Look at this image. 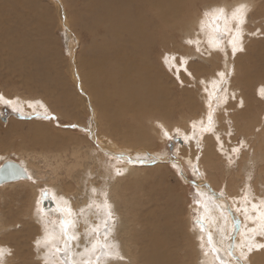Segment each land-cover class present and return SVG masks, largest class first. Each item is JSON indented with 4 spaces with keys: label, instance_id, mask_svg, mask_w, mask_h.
<instances>
[{
    "label": "rangeland",
    "instance_id": "rangeland-1",
    "mask_svg": "<svg viewBox=\"0 0 264 264\" xmlns=\"http://www.w3.org/2000/svg\"><path fill=\"white\" fill-rule=\"evenodd\" d=\"M2 2L4 4V11L1 13L2 19L7 20L13 29L17 28L18 30L25 33L27 37L26 42L31 44L36 43L38 47H40L41 50L44 51L45 58L49 66L48 70L54 77V79L52 80H56L54 82V89H52L51 92L48 91L47 93L44 91V89L33 83L35 81H29L28 77L33 76L36 71L34 66H32L31 64V61L26 58L28 57V53H22L23 49H21L22 47L20 46L22 43L18 38H14L13 41L19 42V50L21 51L20 53V51L18 50V52L20 53L19 60L20 64L24 66V69H21V67L16 62L17 60H15V58H12L11 52L6 49L8 45L11 44V41L9 39H6L7 31H5V28L0 26V93H3L6 97L9 98L19 97V104L24 99H30L31 101H42L46 106V109L40 108L38 105L34 109L29 108V112L31 111V113L30 115L28 114L25 117L24 115H22L24 109L22 112H13L10 108L0 105V113H3L0 116V158H2L0 159V164L4 161L14 160L26 167L28 165V167L32 171L34 169L33 173L38 176V178H36L37 182H31V184L28 183L29 185L26 183L25 185L24 182H12L9 185L0 186V247L8 249L11 248L12 251V254L10 256H5V264H44V258L42 257L45 256V249L40 248L41 252L40 249L37 250L35 241L42 238V235H44L46 228L48 231L51 230V232L53 230H56V232L53 233L57 234V236L59 235L60 216L56 211L46 213L44 220L36 215L37 200H39L40 198L41 188H47L49 192L54 190L57 194V197L66 196L65 198L69 200L73 210L79 213L80 209L85 208V206L92 199L91 188L96 187L99 189L105 186L108 187L110 191V199L114 205V213L117 217L115 238L120 242L122 253H125L126 248L138 246L141 243L139 237L143 235L145 230V227L143 226L144 221H142V216L140 215V211L143 209V206L140 202L136 201L137 197L140 196V189L138 187L141 186L143 189L151 190L152 192L153 190H157V192L161 195H158L159 198L157 197L156 201L160 202L159 204H161L160 206H162V208H164L165 205L167 209L161 214H164L168 211L170 213V217L172 213L176 214V216L172 215V220L166 218L169 224H167V228L170 232L174 231L173 228L180 226V224L178 223V219L180 220V223L184 225L187 223L188 218L192 216L193 228H190L188 230L190 241H188L186 248L180 250V252L178 253L180 259L184 260L185 264H201L202 261L207 262L213 260V254L210 253L208 257H205L203 255L198 245L199 242H197L200 228L196 225L198 213L196 210L197 206L194 204V200L198 197L196 196L197 188L195 187V184L200 181L204 182L210 187L213 192L217 193L218 195L221 191H223L226 198L225 200L228 202H230L229 199H231L228 191H230L231 195L239 196L240 194H242V192L239 191H241L243 188L242 191L248 192L249 200H255V202H259L261 199H264V194L262 195V193H264V181H262L263 183L261 182L264 177V171L260 167V169L258 170V176L256 173H253L252 179H247L246 181H241L239 179L241 177L239 174L237 175L238 170H236L237 168L235 166H238V163L243 159L248 158L247 152L249 150L247 148L246 150L242 151L243 154L245 153V157L241 155L242 153L240 154L238 160L233 157V159H235V163L229 165L228 158H224L223 161H226V164H224V166H222L220 162H218V164L216 162V168L212 170L213 172L211 170L208 172L207 169L204 172V170L199 166L200 171L204 175L202 177L193 176V173L187 166L186 161L188 159H192L195 162V159L192 157L197 152H200V156L202 157V151L196 148L195 141H191V145L188 143L189 145L183 146V144L180 143V141H183L182 136L172 141H169L167 138H164L162 140L159 138L158 134L152 130V126H157V122L161 123L162 120L164 122H167L168 124H170L171 121L170 125L173 127V129L179 127L182 132L185 131V129L182 128L184 127L183 124H185L186 129L188 130L189 123L194 119V117H200L199 114L203 110L204 105L206 106V103L202 101L206 98V94L202 92L203 90L201 89V85L196 84L198 83V80H196L197 77L195 76V73H197L198 78H214V74H212V72L215 71L216 73L218 70L217 68H219L218 71H220L224 67L223 55L220 54L217 57L215 56V58L211 56L206 57V55H201L200 53L199 55L194 45H188L187 47V44L183 42V40L186 41L187 39H193V37L190 38L189 36L184 39V35H182L181 33L173 36L175 42L170 41V43L167 44V47L155 51V53H157H154V55H152L151 57H153L152 59L157 64L158 72L160 71L158 75L160 76V81L163 85L162 87L165 90V94L169 98V101L177 100L179 104L177 103V101L176 103L178 105H183V109H180L182 110V112H180L179 110L177 111V108L175 110L177 112L173 114L174 117L170 118V120L168 121H165L164 118L160 117H148L143 118L146 121L141 120L143 122H137L138 124L143 123L140 126L137 123L135 124L136 127H142L141 130L143 131L140 136H137L136 134L135 135L137 137H142L147 143H149L148 145L150 147L148 149H145L146 153H149L151 156L152 154H157V157L161 158L163 161L159 159V163L155 162L151 165H149L150 163H147L146 165L143 164L145 167L141 169L135 168V170L127 172L124 171V173L127 175L124 176L125 178H122L123 180L120 178V180L117 181L114 179L106 180L105 175H107V172L104 171L105 167L108 168L110 166L107 170L110 174L116 168L122 169L123 171V166L122 163H120V166L118 164V166H115L112 160L111 161L113 164L108 159L105 160V157H102L103 153H101L102 151L100 150V147H96L97 141H94L92 129H96L97 123L100 127L97 128L96 131L99 130V133H102L103 131V134L108 136V134L115 131L112 126L105 129V122L101 118V111L99 107H96L92 101H88L86 99V97H90L86 88H83L84 82L82 84V79L84 69L79 62L81 60V57H85L86 54H89L91 52L87 51V48L92 47L94 38L91 36L89 37V34H87L88 32H86L85 29H80L79 26H76V24L73 23L72 14L73 12L77 13L76 8L80 10L85 7L91 8V5L89 4L91 3V0H76L73 2L74 4L70 2V0H2ZM226 2H228V4ZM255 2L258 3V5ZM240 3H246L250 6V8L254 9H251L248 14L247 19H249L250 17V22L247 21L249 24L246 23L245 25L246 33H250L253 31L255 32L257 29H260L261 32H264V0H201L193 2L196 8L193 6L191 11L192 15L195 18L196 16H199V18H201L200 15H202V12L205 9L222 6L225 8L227 7L226 9L230 10V7L232 9L234 6ZM250 3L255 8L252 7ZM231 4H233L234 6H231ZM65 11L69 12V19L67 18V16L66 18L64 17ZM256 15L259 17H257ZM194 17L190 19L193 20ZM253 18L255 19L253 20ZM255 20L258 21V24L255 23ZM65 22H67V24ZM74 24L75 27H73ZM82 30L83 32L85 31L84 34ZM96 37L99 38V40L102 38L101 35H96ZM251 38L252 36L245 35L244 47L247 48L245 49V51H243V53H237L236 57H239H235V60L239 58V60L236 61H238V63L240 64V71L238 73V79H235L233 76L231 77L230 91L237 85L241 90L243 94L242 96H244L245 100H247L248 98L250 102L251 99L254 102H251L252 104L250 103V106L252 108L250 107V110L244 114L241 113V107V109L239 107H236L234 109V106L237 102L236 100H229V103L226 106L229 112H227V115H230L229 119L231 122V130L234 135H232L231 137L226 136L225 144L229 147L236 146L239 139H246V134H244L245 132L243 131L245 130V128H251L253 126L252 124L256 121L261 120V124L260 127H257L256 124L254 125V127L259 128L255 130V134L259 133V130L261 129V127H263L262 119H264V97L259 96V90L257 91L255 88H257L259 83H261L260 78L264 77V35H256L253 36L252 39ZM253 39H256L255 41H257L258 43H252L254 41ZM249 41L252 42L249 43ZM201 45L202 49L204 48V46L206 47L204 43H202ZM185 48L191 53V55L188 51L185 50ZM248 48L251 49L249 50L250 52L247 51ZM173 50L175 51L173 52ZM195 51L199 56L195 53ZM183 52L186 53L184 54ZM171 54L176 55V57L178 58L177 63L175 62L172 65L165 64L164 57ZM181 56L188 60L187 63L190 62V64H192H186L182 67L183 64L179 63V59L181 58ZM220 62H223V64H221ZM216 64L218 66L217 68H214L216 67ZM220 65H223V67H221ZM177 66L181 67L178 68ZM183 70L185 71V73ZM188 71L191 72V76H194L189 77ZM201 71L204 72L205 75H202ZM76 74L78 75V80L75 79ZM207 74L210 75L208 76ZM244 74H246V76ZM253 75L255 77H253V83L251 82V84L249 82V85L251 84V87L247 89L246 85L248 84H246V80ZM181 77L183 79H181ZM193 77H196L195 80L192 79ZM212 78H210L209 80H211ZM250 89H254L256 91L253 90L252 93V90ZM190 97L194 99H191ZM254 99H257V102ZM190 101H192L190 106H193V109H186L187 102ZM253 106H255L254 110ZM237 111L239 114L237 113ZM45 114L49 116L54 115L58 118V120L43 119L42 117ZM240 114L242 116H240ZM234 115H236L237 120L241 121V126L245 124V127H243L244 130L241 129L240 134H238L234 129V123L231 119V117ZM248 122L250 124H247ZM36 123L42 125H39L40 133L41 135H43L42 137L46 136L47 139L42 138L41 135L33 132L36 129L31 130L32 124ZM176 123H181V125H177ZM219 124L220 123H218V125ZM246 124L248 127L246 126ZM72 125H77V127H72ZM88 128H91V133L87 131ZM227 128H229V125L223 127V130H225V134L223 135L227 134ZM171 133H173L172 135H175L174 130ZM30 135H32L33 137ZM237 135L239 137H237ZM27 137H32L33 139L30 138L29 140L27 139ZM6 138L8 140H6ZM106 138L111 139L120 147H127V145L121 144L120 139H115L112 136H108ZM26 140L29 142H27ZM37 141L40 142L39 145H36ZM246 144L250 146L251 143L246 141ZM256 151L264 155V144L259 145ZM173 157L177 158L180 166L184 168L186 179H182L177 174L176 169L172 167L171 158ZM184 159L186 160L184 161ZM77 163L79 165H77ZM74 164H76V167L74 166ZM251 166H254V164ZM251 166L245 167L246 172H248V169ZM217 168L218 170H216ZM157 171H159V173H157ZM225 172L229 175H226ZM254 176L256 177V185L255 183H253V181H255ZM248 184L251 185L249 189L245 187V185ZM254 186L257 190L254 188ZM122 189H124L125 191H122ZM237 192L239 193V195H236ZM118 194L122 195V199L118 197ZM126 197H128L127 202L125 201ZM35 199L37 200L35 201ZM46 200H43L41 202V207L45 209H55V206L53 204L51 206H45L44 202ZM50 200L54 202L52 199ZM240 202L243 203V201ZM56 203H59V200H57ZM124 203L126 205H124ZM241 203L240 206L238 205L239 207L242 206ZM30 207L32 209H30ZM230 207L235 211V216L237 217L238 222H240V224H243L241 218L242 212L238 211L235 207V204L233 203L230 204ZM34 213L36 216L33 215ZM118 217H121V219L119 218L121 221L118 219ZM102 219L103 217L98 216L94 208H85L84 214L77 218L78 222L76 231L83 233L85 227L88 226L85 221H87L88 224H95L102 221ZM133 228L135 229V231L133 230ZM136 228L138 232L136 231ZM238 230L239 231H236L237 233L234 234L235 236L233 237V240H235L238 235L242 236V227ZM129 231L132 234H130ZM134 232L137 233V235ZM232 235L233 230L230 231L227 238L232 237ZM129 238H131L130 241ZM257 240L260 242H264V237L258 236ZM59 245L62 246V241H59ZM222 245L225 244L223 243ZM79 251H81V248H73V252ZM262 251L264 250H261L260 253H262ZM48 257L49 264H61L59 257L55 256L54 254L48 253ZM248 259L249 264H253L254 261L257 264H262L263 262V260L261 262V260L257 259L253 261L251 256H249ZM130 262L131 260H129V258L125 256V261L123 262V264H129ZM228 262L232 263L231 260H228ZM232 264H235V262H233Z\"/></svg>",
    "mask_w": 264,
    "mask_h": 264
},
{
    "label": "bare ground",
    "instance_id": "bare-ground-1",
    "mask_svg": "<svg viewBox=\"0 0 264 264\" xmlns=\"http://www.w3.org/2000/svg\"><path fill=\"white\" fill-rule=\"evenodd\" d=\"M74 1H76V0H70V2H72V3ZM195 1H201V0H91V3H89L91 5V8L85 7L82 10L76 8L77 13H75V12L72 13L71 11L73 9L70 11L73 14V23H75L76 26H79L80 29H85V31L88 32L87 34H89V37L91 36L94 38V42L91 41L92 47H89L90 49L87 48L88 49L87 51H89V52L91 51V52L89 54H86L85 57H81V60L78 58L80 60V62H79L80 65H82V68L84 69L83 79H82V84L84 82L83 88L84 87L86 88V90L89 93V97H90V98L86 97V99L88 101H92L96 107H99V109L101 111V118L105 122V127H106L105 129H107L110 126H112L114 128L115 132H111L110 134H108V136L109 137L112 136L115 139L116 138L120 139L121 144L127 145V147H120L119 145H117V143L115 144L111 139L106 138L108 136L104 135L103 131H102V133H99L98 132L99 130L96 131V129L100 127V126H98V123L96 124V129H94V128L92 129L94 141H97L99 143L100 150L102 151L101 153H103L102 157L103 158L105 157V160H107V159L109 160V158L104 155L105 152L112 153L114 155H121L123 157L122 159H118V160L113 159L112 161H113L115 166H118V165L120 166L121 165L120 163H122L123 171H125V172L135 170V168L141 169V168L145 167L144 165H146L147 163L148 164L151 163L153 159L158 158L157 154H155L156 156L153 154L151 156L149 153H146L145 149H148L150 147L148 145L149 143H147L145 141V139H143L142 137H137L138 135L140 136L143 133V131L141 130L142 127H138V126L136 127L135 124L137 122H143L141 120H144L143 118H148V117L149 118L160 117V118H164L165 121L166 120L168 121V120H170V118L174 117L173 114L175 112H177L178 110L180 112H182V110H180V109H183V105L182 104L178 105L179 103L177 100L176 101L178 104L174 100L169 101V98L166 96L165 90L162 87L163 85L161 84V81H160V76L158 75L160 71L158 72L157 64L155 63V61L152 59L153 57H151V56L154 55L156 50L158 51L160 49H164L165 47H167V44L170 43V41H174L173 36H176L178 33H181L182 35H184V39L186 37H189V36H190V38L193 37V40H195V38H197V33L199 31L200 18H199V16L197 17L196 15H195L196 16V18H195L192 15V11H191V9L193 8V6L195 4V3L193 4V2H195ZM226 3L228 4V2H226ZM248 4H249V2H248ZM256 4L258 5V3H256ZM68 5H69V3H68ZM232 5L233 4H231V6ZM251 6L254 7L252 4H251ZM77 7H79V6H77ZM194 7L196 8V6H194ZM230 10H231V7H230ZM252 10H254V9H252ZM3 11H4V4H3L2 0H0V26L5 28V31H7L6 39H9L11 41V44L8 45V47L6 49L9 52H11V57L15 58V60H17L16 62L21 67V69H24V66H22L20 64V60H19L20 59V53H21V51L19 50V45H18L19 42L13 41L14 38H18L20 40V42L22 43L20 45L22 47L21 49H23L22 53L23 54L28 53V57H26V58H28L31 61V64H32V66H34L35 71H36V73L33 76L29 75L30 77H28V80L29 81H35L33 83L37 84L40 88L44 89V91L46 93L48 91L51 92V90L54 89V85H55L54 82L56 80H52V79H54V77H53V75H51V72L48 70L49 66H48V63L46 61L44 51L41 50V48L38 47V45L36 43L31 44V43L26 42L27 37H26L25 33L18 30L17 28L13 29L7 20H3L2 14H1ZM65 12H64V17L66 18V16H67V18L69 19V14H68L69 12H66V14H65ZM192 17H194L193 20L190 19ZM252 17H253V15H252ZM257 17H259V16H257ZM249 19H250V17H249ZM249 19H247V21H249ZM254 19L255 18H253V20ZM257 19H259V18H257ZM257 22L258 21H256L255 23H257ZM65 23L67 24V22H65ZM75 24L73 27H75ZM2 30H4V29H2ZM82 32H83V30H82ZM84 32H83V34H84ZM96 35H101L102 38L99 40V38H97ZM252 38H253V36H252ZM199 39H201L202 41L205 39L203 34H201L199 36ZM253 40H254L253 42L249 41V43L250 42H252L254 44H255V42L258 43L257 41H255L256 39H253ZM181 42H180V44H181ZM183 42H185V41L183 40ZM187 47H188V44H187ZM204 48H205V46H204ZM18 50L20 51V53L18 52ZM185 50H186V48H185ZM249 50H251V49L248 48L247 51H249ZM174 51L175 50H173V52ZM186 51H188V50H186ZM246 52H245V54H246ZM183 53L185 54L186 52H183ZM195 53H196V51H195ZM220 54L221 53H215L214 52L211 55V57L215 58V56L217 57ZM164 55H163V57H164ZM190 55H191V53H190ZM207 56L208 55H206V57ZM188 57H189V55H188ZM188 57H187V59H188ZM237 57H239V56H237ZM181 58H184V57L181 56ZM192 59H193V57H192ZM216 60H218V59H216ZM236 60H239V58ZM236 60L234 59V61H233L229 58L228 63H229L230 67L234 63L235 71H234L233 77L235 79H238L237 77H238V73L240 71V69H239L240 64ZM79 63H78V65H79ZM209 63H210V61H209ZM220 63L223 64V62H220ZM189 64H190V62L187 63V65H189ZM213 64H215V63H213ZM217 64H216V67H214V68H217V66H218ZM179 65H181V64H179ZM183 66H185V64H183L182 67ZM220 66L223 67V65H220ZM179 67H181V66H179ZM214 68H212V69H214ZM217 69L219 70V68H217ZM204 72H202V75H205ZM184 73H185V71H184ZM260 73H262V72H260ZM195 74H196L195 76L197 78L196 77H194V78H196V80H198V81H200V80L209 81V79L212 78V77H210L209 79L208 78L205 79L206 77L205 78H201V77L198 78L197 73H195ZM212 74H215V71L212 72ZM244 75L246 76V74H244ZM192 76H194V75H192ZM77 77H78V75L76 74L75 79L78 80ZM253 77H254V75L249 77V79L246 80L248 82V83L246 82V84H248V85H246L247 89H249L251 87L250 85L253 83L252 81L255 78V77L254 78ZM263 78H260L261 83H259L257 88L254 87L257 91L259 90V96H260V90L264 89ZM181 79H183V78L181 77ZM29 81H27V82H29ZM189 81H192V80H189ZM249 82L250 83L252 82V83L249 85ZM182 83H184V82H182ZM196 84H198V83H196ZM235 84H236V82H235ZM236 86L234 87V89L232 88V90H231V91H234L236 93V96H237V99H236L237 102H236V104L234 103L235 104L234 109L236 107L238 108V104H239L240 99H243L244 104H243L241 113L245 114L246 112H248L250 110V107H251L250 103L254 102V101H252V99H251V102H250L248 100V98H247L248 101L245 100L244 96H242L243 94H242L241 90L239 89L238 86L237 87ZM201 89H202V86H201ZM250 90H252V89H250ZM253 90L251 91L252 93H253ZM256 90H254V91H256ZM200 91H202V90H200ZM242 91H244V90H242ZM200 94H202V93H200ZM200 96H202V95H200ZM202 97H204V96H202ZM202 97H201V99H202ZM249 97H250V95H249ZM191 99H194V98H191ZM21 100H22V98H21ZM29 100L24 99L22 102H20V105L22 106L21 112L24 109V112L22 113V115H24L25 117H26V115H28V114L30 115V113H31V111L29 112V108L27 107L26 103H24V102L29 101ZM254 100H256V102H257V99H254ZM202 101H204V103H206V98ZM191 102L192 101L187 102L186 109L187 108L191 109L193 107V106H190ZM176 109H177V111H175ZM254 109H255V106H253V110ZM205 111H206V106L204 105L203 110L201 111V113L199 115L201 116ZM237 113H238V111H237ZM196 114H198V113H196ZM240 116H242V115L240 114ZM229 117H230V115L228 116V115H224L223 113H218V120L220 121L218 123H220V124L218 125L217 130L221 136V141L219 143L216 141L215 137L211 136V135L206 136L205 139L202 141V145H201V149H200V151H202V157L199 161V166L201 167V169L204 170V172L206 169L208 170V172L210 170L212 171L213 169H215L216 168L215 167L216 162H217V164H218V162H220L222 164V166H224V164H226V161H223L224 158H228V156L231 154V149L234 146H230V147L226 146V144H225L226 143V136H228V135L227 134L223 135V134H225L224 133L225 130H223V127H226L228 125L227 122L230 121ZM198 118L199 117H194V119H198ZM231 119L233 120V123H234L233 124L234 129L236 130V132L238 134H240L241 129H243V127H245V124L241 126V121L237 120L236 115L232 116ZM184 120H186V119H184ZM144 121H146V120H144ZM249 122L247 124H250ZM263 122H264V119H262V126L263 127H261V129L259 130V133H257V134H255L256 133L255 130L259 129L257 127H260L261 120L253 123L252 124L253 126L251 128H249L246 124V126L248 128H245V130L243 129L244 130L243 132H245L244 134H246V136H245L246 139H244V140L251 143V144H250V146L247 147L249 150L247 152L248 158L243 159L241 162L238 163V166H235L237 168L236 170H238V172L236 171L237 175L238 174L240 175L241 178H239V179L241 181H246L247 179H249V177L252 179L253 173H256L258 176V170L260 169V167L264 171V155H262L256 151V149L259 145L264 144V123ZM161 123H163L165 125V127L170 130V132H173V130H175L170 125L171 121H170V124H168L167 122H164L161 120ZM242 123H243V121H242ZM141 124H143V123H141ZM141 124L139 123L138 125L140 126ZM179 124L181 125V123H178L177 125H179ZM255 124L257 127H254ZM39 125L40 124H37V123L32 124L31 130L36 129L33 132L41 135L40 130H39L40 129ZM183 125H184V127H182V128H184L186 131L187 130L186 126H185V124H183ZM40 126H42V125H40ZM187 126H188V124H187ZM43 128H44V126H43ZM188 128H189V126H188ZM184 129H182V130H184ZM152 130L158 134L160 139L163 140L165 138L163 136V133H161V131L157 128L156 125L152 126ZM152 130H151V132H152ZM154 132H153V134H154ZM30 136H32V135H30ZM42 136L43 135H41V137ZM32 137H30V138L33 139ZM237 137H239V136L237 135ZM30 138L27 137V139H29V140H30ZM42 138H46V136H44ZM6 140H8V139L6 138ZM27 142H29V141H27ZM39 144H40V142L37 141L36 145H39ZM181 144H183V146L189 145V144L191 145V142L189 144L188 143L186 144L183 141ZM221 144H222V147H221ZM195 146H196V143H195ZM196 148H197V146H196ZM258 150H260V149H258ZM190 152H191V149H190ZM197 154H198V152L196 154H194L192 158L195 159V156ZM199 154H200V152H199ZM188 155H189V153H188ZM191 155H192V153H191ZM241 155H243V157H245V153L244 154L242 153ZM241 158H242V156H241ZM158 159H161V158H158ZM185 160L186 159H184V161ZM109 161H111V160H109ZM112 161H111V163H112ZM253 164H254V166H251ZM2 165H3V162L0 164V166H2ZM77 165H79V164L77 163ZM74 166L76 167V164H74ZM246 166H251V167H249L248 172H246V168H245ZM226 167H225V169H226ZM25 168L28 170V173H30L35 178V180H36V178H38V176H36L33 173L34 169L32 171L28 167V165H27V167L25 166ZM108 168L105 167V170H104L105 172H107V175H105V178H107L109 175V172L107 171ZM55 169H58V168H55ZM216 170H218V168ZM229 170H231V169H229ZM159 171H157V173H159ZM225 174L229 175L226 172H225ZM126 175L127 174H124L123 176H120V177H116L114 180L117 181V180H120L122 178H125L124 176H126ZM216 179H219V178H216ZM226 179H228V178H226ZM258 180H260V179H258ZM262 181H264V177H263V180H261V182ZM16 182H24V184L25 183L31 184L32 181H30L28 179H23V180H19V181H14V183H16ZM255 182H256V177H255V181H253V183H255ZM10 183H12V182H10ZM246 183H248V182H246ZM9 184H5V185H9ZM196 184H201V181L196 183ZM240 184H242V183H240ZM255 185H256V183H255ZM138 188L140 189V196L137 197L136 201L140 202L141 205L143 206V209L140 211V215L142 216V221H144V223L143 222H140V223L144 224V225L143 224L142 225L145 227V230L143 229L144 233L141 237H139L141 243L138 246L126 248L125 253H123V255L127 256L129 258V260H131V262L129 264H185L184 260L180 259L178 253L180 252V250L185 249L188 241H190L188 230L190 228H193L192 216H190V218H188L187 223L184 225H182V223H180V220L178 219V223L180 224V226L173 228L174 231L170 232L167 228L168 222H167L166 218H169L170 220H172L173 219L172 215L176 216V214L172 213L171 217L169 216L170 215L169 211L164 213V214H161V213L165 212L167 209H166L165 205H164V208H162V206H160L161 204H159L160 202L156 201L158 195L161 196L157 192V190L156 191L153 190V192H152L151 190L143 189L141 186H139ZM254 188L256 189L255 186H254ZM262 188H263V185H262ZM115 189H117V188H115ZM232 189H233V187H232ZM242 190H243V188H242ZM242 190L239 191V192H242V194H240V195L237 192L236 195H239V196L231 195L230 191H228V193L230 194L229 196L231 198V199H229L230 202H228L226 200H221L220 196L217 193L213 192L210 189V187H208L206 192H205L204 197L202 198L203 199L202 206L196 207V210L198 213L197 217H201V216L205 217V222H204L205 230L206 231H212V233H213V237H214V240L216 242V245L220 250L219 255L223 259H225V261H227V262H228V260H231L232 263L235 262V259L233 257L228 256L229 244L235 243L236 245H238L240 243L242 237H243L244 232L248 228L254 226L252 224V222L246 218L242 207H240L241 208L240 211L242 212L241 218H242L243 224H240V222H238L237 217L235 216L236 215L235 211L230 207L231 203L235 204L236 208H238L240 206V203H241L240 201H243L240 199V197L246 192V191H242ZM122 191H125V190L122 189ZM263 194L264 193H262V195ZM213 196H214V199H210V197H213ZM115 197H117V196H115ZM118 197L120 199H122L121 194H118ZM167 198H168V196H167ZM127 199H128V197L125 198L126 202H127ZM162 199H164V198H162ZM36 200L37 199H35V201ZM162 202H163V200H162ZM216 204H220V205L226 204V207H216ZM53 205L55 206L54 208H56L57 203L53 202ZM124 205H126V204L124 203ZM241 205H244V201H243V203H241ZM31 207H30V209H32ZM46 209H48V208H46ZM249 210H250V205H249ZM33 215H35V213ZM119 218L121 219V217H118V219ZM135 227H136V225H135ZM241 227H242V236L238 235V237L235 239L236 241L233 240V237L235 236L234 234L237 233L236 231H239L238 229H240ZM134 228H133V230L135 231ZM231 230H233V235H232V237L227 238ZM49 231L51 232V230H49ZM136 231H137V228H136ZM52 232H56V230L55 231L53 230ZM12 234H14V233H12ZM130 234H132V233L130 232ZM135 234L137 235V233H135ZM198 234H200V232ZM130 240H131V238H129V241ZM197 242H199V241H197ZM184 243H185V246H184ZM223 243L225 245H222ZM225 246H227V247H225ZM234 251H235V256L238 257L240 255V249L237 247V248H235ZM40 252H41V249H40ZM39 255H41V254H39ZM214 255L215 254H213V256ZM184 256H185V254H184ZM195 256H196V253H195ZM250 256H251L253 261L255 259H257V260H261V262L263 260V262H264V251H262V253H260V251L259 252L254 251ZM44 257H42V258H44ZM254 262H253V264H257L256 262L255 263ZM263 262H262V264H263ZM8 263H10V262H8ZM232 263L228 262V264H232Z\"/></svg>",
    "mask_w": 264,
    "mask_h": 264
},
{
    "label": "snow or ice",
    "instance_id": "snow-or-ice-1",
    "mask_svg": "<svg viewBox=\"0 0 264 264\" xmlns=\"http://www.w3.org/2000/svg\"><path fill=\"white\" fill-rule=\"evenodd\" d=\"M251 8L246 3H240L234 6L231 10L222 6L212 7L205 9L202 12L199 21V31L197 33V39H187L185 41L188 45H194L195 49L201 55L211 56L214 52L221 53L224 58V67L222 70L217 71L214 74V78L209 81L200 80L198 84L202 86L203 92L206 94V111L198 118L194 119L189 124V129L181 131L177 127L172 135L169 129L163 124L157 122V128L163 133V136L169 141H172L178 137L183 138V141L187 144L191 141H195L197 149H201L202 141L206 136H214L216 141H221V136L218 132V113L227 115V105L229 100H236L237 96L234 91H230V79L234 74V63L229 66V58L233 61L237 53L245 51L244 39L245 35L256 36L264 35L260 29L255 32L246 33L245 25L247 23V17ZM203 34L205 39L202 41L199 36ZM206 45L205 48H201V44ZM177 62V57L174 54L166 55L164 57V63L172 65ZM179 63L187 64L185 58H180ZM187 70V69H185ZM191 76V73H188ZM193 79H195L193 77ZM82 88V85H81ZM260 96L264 97V89L260 90ZM19 97H6L3 93H0V105L10 108L13 112H21V105L19 104ZM27 107L34 109L37 105L40 108L46 106L42 101L33 100L26 101ZM243 99H240L238 107H243ZM3 113H0L2 115ZM43 119L46 120H58L54 115L49 116L45 114ZM229 125L227 135L231 137L233 132L231 130V122H227ZM77 127V125H72ZM87 131L91 133V128ZM96 147L99 148V143H96ZM222 147V144H221ZM248 145L244 139H239L236 146L231 149V154L228 156L229 165L235 163V159H239L242 151L246 150ZM104 155L113 159H122L121 155H114L112 153L105 152ZM235 157V159H233ZM2 159V158H0ZM201 156L198 154L195 156V162L192 159L186 161L187 166L191 169L193 176L202 177L204 174L200 171L199 161ZM171 164L176 169L177 174L186 179L184 168L180 166L177 158H171ZM26 178L33 183L37 181L28 173L26 168L23 169ZM125 173L119 168L113 170L112 173L106 178V180H113L116 177L123 176ZM249 179H251L249 177ZM197 188L194 204L197 207L202 206V198L205 195L207 188L206 183L196 184ZM246 188H250L251 185H245ZM92 199L85 206L87 209H95L98 216H102L103 219L95 224H88L85 227L83 233L76 231L77 218L82 216L85 212V208H81L79 213L75 212L69 202L63 196L57 197L55 191L49 192L47 188H41L40 198L37 201L36 214L42 219H45L46 213L56 211L60 216L59 221V235L57 236L53 232L45 230L42 238L35 241L37 250L40 248L45 249L44 264H49L48 253H52L59 257L61 264H123L125 256L122 253L120 242L115 238V230L117 218L114 213V205L110 199V191L108 187L91 188ZM220 199L225 200L224 192L219 193ZM46 199H52L54 202L59 200L55 209H45L41 207V202ZM210 199H214L210 197ZM244 201L243 212L248 220L252 222L253 227L248 228L238 245L229 244L228 256L235 259V264H249V256L255 251L259 252L264 250V242L257 240V237H264V199L259 202L255 200H249L248 192H245L241 197ZM250 205V210H249ZM216 207H226L225 205L216 204ZM241 210L240 207L237 208ZM205 217H198L196 225L200 228V234L197 239L199 241V247L205 257L211 254L214 255V259L211 261H202L201 264H228L225 259L219 255V248L213 237L212 231H206ZM59 241H62V247L59 245ZM81 248L79 252H73V248ZM240 249V255L235 256V248ZM12 254L11 249L0 247V264H5V256Z\"/></svg>",
    "mask_w": 264,
    "mask_h": 264
},
{
    "label": "water",
    "instance_id": "water-1",
    "mask_svg": "<svg viewBox=\"0 0 264 264\" xmlns=\"http://www.w3.org/2000/svg\"><path fill=\"white\" fill-rule=\"evenodd\" d=\"M182 142L183 141H180V143ZM158 160H159L158 158L153 159L149 165L158 162ZM24 168L25 166L23 164L16 162L14 160L4 161L3 165L0 166V186L9 184L10 182L27 179L23 172ZM52 204L53 202L50 199H47L44 202L45 206L46 205L51 206Z\"/></svg>",
    "mask_w": 264,
    "mask_h": 264
}]
</instances>
